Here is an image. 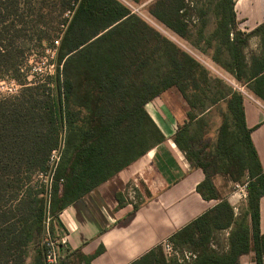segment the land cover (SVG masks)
<instances>
[{
    "label": "trees",
    "instance_id": "16d2710c",
    "mask_svg": "<svg viewBox=\"0 0 264 264\" xmlns=\"http://www.w3.org/2000/svg\"><path fill=\"white\" fill-rule=\"evenodd\" d=\"M187 1L156 0L150 14L185 38ZM234 4L215 3L220 20L214 38L227 59H214L264 102V23L251 33L237 32ZM252 35L260 38L262 54L248 68L241 50ZM56 41V62L62 68L49 77L51 82L20 83V95L0 99V264H25L30 246L45 236L49 218L53 234L64 209L164 140L146 110L150 102L171 88L189 102L188 83L197 90L208 77L198 61L119 0H0V70L18 59L23 48ZM223 88L217 101L226 100L228 116L211 162L201 159L199 138L186 127L179 128L174 142L205 172L197 187L205 200L220 199L212 181L215 173L235 183L246 178V211L235 218L229 202L220 199L168 241L180 256L192 254L187 264H239L240 256L249 252H254L256 264H264V170L246 126L243 95L226 84ZM74 109L84 114L75 115ZM61 143L60 162L52 171L50 156ZM213 164L218 167L211 171ZM229 229L228 251H215L214 233ZM44 254L41 243L34 264H45ZM177 262V256L167 258L160 244L131 264Z\"/></svg>",
    "mask_w": 264,
    "mask_h": 264
},
{
    "label": "crops",
    "instance_id": "0c3cea01",
    "mask_svg": "<svg viewBox=\"0 0 264 264\" xmlns=\"http://www.w3.org/2000/svg\"><path fill=\"white\" fill-rule=\"evenodd\" d=\"M234 12L237 32L251 33L264 23V0H235ZM193 49L199 53L201 64L215 70L243 95L246 126L251 130L250 138L264 170V102L247 82L238 81L216 62V56L221 62L227 59L219 40H210L207 50ZM241 52L247 67H251L252 59L262 54L260 38L250 36ZM146 110L164 140L147 153L144 163L130 164L58 215L53 236L65 241L59 247V264H86V259L89 264H131L221 200L229 202L235 218L246 211V178L240 184L215 173L212 181L221 200H205L197 192L205 172L194 166L174 142L180 130V112L162 96L150 102ZM188 132L195 135L192 129ZM260 231L264 234V196L260 200ZM222 233L228 240L230 229ZM221 249L228 251V241ZM35 257L36 249H29L25 264H34ZM239 264H256L254 252L240 256Z\"/></svg>",
    "mask_w": 264,
    "mask_h": 264
},
{
    "label": "rangeland",
    "instance_id": "374dc122",
    "mask_svg": "<svg viewBox=\"0 0 264 264\" xmlns=\"http://www.w3.org/2000/svg\"><path fill=\"white\" fill-rule=\"evenodd\" d=\"M119 1L129 7L134 14L138 15L156 32L161 34V36L167 38L181 51L186 52L199 63L201 62L200 55L195 49H193V47L197 50H207L209 41L214 39V32L220 20V17L215 12V3L217 0H188L186 4L189 16L186 18L189 22V28L187 35L183 38L151 16V5L156 0H139L137 3L131 0ZM60 20L61 18L58 16V23ZM199 31L202 32V39L199 38ZM206 35L209 36L206 38ZM57 47L58 44L55 45L54 43V45L44 44L42 47L31 45L23 48V52L18 53V59H12V61H9V63L5 65L2 70H0V99H7L20 95L23 89V86L21 85L22 83L30 84L33 82L40 83L42 81L51 82L49 77H55L58 70L61 69L56 62ZM201 65L207 71L208 77L205 85L200 86V89H202L201 91L200 89L195 90L192 88L194 83H188L189 88L187 89V95L189 102L176 88H171L165 91L161 96L163 99L168 100L172 106L180 112L182 118L179 126L194 130L195 135L193 136L199 138L198 145L200 146L199 149L202 153L201 159L204 162L209 163L211 162L210 157H212L215 150L214 147L217 142V135H219L220 127L227 115L226 100L217 101V99L219 98L220 93L224 91L223 84L229 85V83L222 79L221 76L212 68H207L204 64ZM18 69H21L20 72ZM13 81L21 85L20 90L15 95L10 94V84ZM73 113L75 115L81 114V116L84 114V112L79 113L76 109L73 110ZM190 115H193L194 118L190 119ZM63 139L64 135H62V140ZM62 140H60V142ZM62 150L63 148L61 149V154ZM147 153L135 162L141 164L144 163ZM217 167L218 164H213V166L210 167V170L214 171ZM222 232L224 231H217L213 235L211 247L217 252H222L223 250L221 247H223V245H225L228 241ZM51 236V240L58 241L57 237L53 236V234ZM46 238L47 237L44 236L42 240L32 244L30 246V250L36 249L41 243L44 247L43 242ZM185 253L183 256H180L179 254V259L181 260L180 262L178 261L177 264H187L189 262L187 260L184 261L185 259H183ZM60 259L61 257L59 258V263Z\"/></svg>",
    "mask_w": 264,
    "mask_h": 264
},
{
    "label": "built area",
    "instance_id": "2783aa9c",
    "mask_svg": "<svg viewBox=\"0 0 264 264\" xmlns=\"http://www.w3.org/2000/svg\"><path fill=\"white\" fill-rule=\"evenodd\" d=\"M57 44L59 46V41L55 42V45ZM60 68H62V66H60ZM55 71H56V68H55ZM10 86H11L10 94L12 95H15L21 88V85L15 83V81L11 82ZM62 148H63V143H61L60 148H58L57 150H54L50 156L49 165L52 171L56 169L58 163L60 162ZM50 225H51V218H49L46 221L45 236L47 238L43 242V245L45 247L44 260L46 264H59V258H60L59 247L60 245L65 244V241L59 240V239L58 241L51 240L52 234L50 231ZM162 246H163V250L167 258L170 259L173 256H177V258L179 259V254L174 250V246L171 242H169L168 240H164L162 243ZM192 257H193L192 254L186 252L183 259L190 261ZM180 260L181 259H179L178 261L180 262Z\"/></svg>",
    "mask_w": 264,
    "mask_h": 264
}]
</instances>
